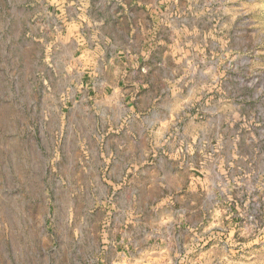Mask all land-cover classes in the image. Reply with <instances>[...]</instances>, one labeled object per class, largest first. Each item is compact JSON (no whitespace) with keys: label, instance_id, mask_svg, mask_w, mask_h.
<instances>
[{"label":"rangeland","instance_id":"1","mask_svg":"<svg viewBox=\"0 0 264 264\" xmlns=\"http://www.w3.org/2000/svg\"><path fill=\"white\" fill-rule=\"evenodd\" d=\"M77 1L0 0V264H91L106 250L117 198L96 183L110 156L107 132L92 131L134 117L76 68L66 14ZM147 1L148 42L159 48L146 56L173 80L164 115L195 135L189 165L168 168L173 193L186 209L194 176V210H211L196 218L197 242L228 240L235 264H264V0ZM176 137L191 135L167 136ZM156 179L128 186L131 210L162 196Z\"/></svg>","mask_w":264,"mask_h":264},{"label":"crops","instance_id":"2","mask_svg":"<svg viewBox=\"0 0 264 264\" xmlns=\"http://www.w3.org/2000/svg\"><path fill=\"white\" fill-rule=\"evenodd\" d=\"M149 4L147 0H82L66 14L67 38L81 51L76 68L84 74L90 71L93 86L112 88L111 95L102 96L117 105L124 104L134 117L130 126L123 122L125 118L117 116L114 125L103 127L102 123L98 130L93 127V134L107 132L102 145L110 156L102 163L105 171L98 174L96 183L106 184L104 196L117 201L106 210L107 230L102 239L106 250L91 264H235L228 240L197 242L195 238L196 230L201 228L197 216L204 218L211 211L194 210L195 199H190V191L194 195L195 177L188 176L191 188L188 183L186 209L180 208L184 196L173 193L174 173L168 168L176 167L179 172L180 161L185 159L189 165L195 135L194 130H175L170 125L173 114L164 115L165 98L172 99L165 87H172L173 80L163 77L155 56H146L148 47L151 51L159 48L148 42ZM94 10L96 17L92 15ZM91 117L96 120L97 113ZM181 133L191 135L186 144L178 142L179 137L167 138ZM185 149L188 154L182 158L179 152ZM137 150L139 158L133 159L131 154ZM150 151L156 152L155 161L149 153H142ZM155 179L166 183L162 196L144 203L150 210H131L132 201L128 205L126 199L133 193L128 186L138 180L148 183ZM133 192L134 198L141 195L137 190Z\"/></svg>","mask_w":264,"mask_h":264}]
</instances>
